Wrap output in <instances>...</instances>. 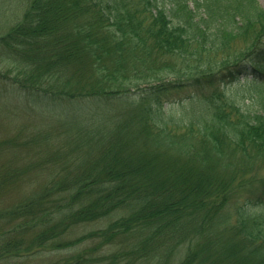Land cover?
Returning a JSON list of instances; mask_svg holds the SVG:
<instances>
[{
  "label": "trees",
  "instance_id": "16d2710c",
  "mask_svg": "<svg viewBox=\"0 0 264 264\" xmlns=\"http://www.w3.org/2000/svg\"><path fill=\"white\" fill-rule=\"evenodd\" d=\"M4 14L0 98L87 118L0 166V261L42 248L49 264H264V4L26 0ZM26 137L1 135L0 151Z\"/></svg>",
  "mask_w": 264,
  "mask_h": 264
},
{
  "label": "rangeland",
  "instance_id": "374dc122",
  "mask_svg": "<svg viewBox=\"0 0 264 264\" xmlns=\"http://www.w3.org/2000/svg\"><path fill=\"white\" fill-rule=\"evenodd\" d=\"M264 4V0H259ZM26 0H5L1 5L0 0V14L17 15L21 10L25 9ZM242 44V43H241ZM193 89H188L184 96L194 93ZM7 98H0V136L5 134L18 135L26 134V139H31L32 136H37L27 142H16L14 146L7 149L3 153L0 151V166L17 159L23 149L32 146L35 142L40 141L39 137L46 133H56L64 131L65 140L71 141L73 138L69 135V131L78 124H80L85 117L83 109L80 112L73 104H69V111L63 110L60 106L52 104L51 102L36 99L31 100L28 97H19L15 94H7ZM110 107L107 106L105 108ZM113 113L118 109V106H112ZM63 115H66L63 117ZM66 119L67 122L62 121ZM29 128V131L27 129ZM62 137V136H61ZM63 140V137H62ZM24 154V153H22ZM180 158H185L179 153ZM29 159V157H26ZM24 187H26L24 185ZM22 255L11 257L13 264H49L57 260V254L54 251L45 249H34L22 252ZM67 253H70L68 251ZM217 254H213V256ZM0 264H9L0 261ZM102 264V263H101Z\"/></svg>",
  "mask_w": 264,
  "mask_h": 264
}]
</instances>
